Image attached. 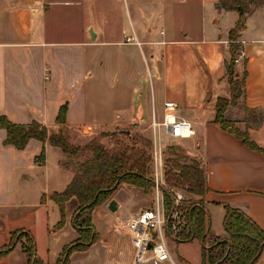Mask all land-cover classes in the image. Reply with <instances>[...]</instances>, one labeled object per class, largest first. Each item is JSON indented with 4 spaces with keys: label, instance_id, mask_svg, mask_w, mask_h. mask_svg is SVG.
Listing matches in <instances>:
<instances>
[{
    "label": "crops",
    "instance_id": "crops-1",
    "mask_svg": "<svg viewBox=\"0 0 264 264\" xmlns=\"http://www.w3.org/2000/svg\"><path fill=\"white\" fill-rule=\"evenodd\" d=\"M84 2L0 0V117L15 124L37 121L58 134L56 118L67 104L65 128L75 145L120 131L148 133L153 141V117L161 123L165 103L174 102V116L189 121L195 136L183 143L166 136L164 127L156 131L170 138L161 139L164 150L186 145L203 165L211 189L205 196L210 228L211 208L223 210L224 219L228 205L264 230V154L215 121L218 101L231 99L226 61L239 14L219 8L220 0H107L109 14L93 6L86 25ZM239 41L247 61L246 97L228 107L226 118L246 128L245 106L262 114L259 123L251 117L249 132L264 147V4L247 14ZM6 138L0 129V249L13 232L25 231L34 237L38 257L57 264L79 238L73 223L79 202L74 197L66 203L58 228L61 211L51 196L67 189L75 169L62 166L63 151L49 142L31 140L20 150L6 145ZM150 204L143 189L123 184L92 211L99 240L72 253L70 264H132V236L123 223ZM0 264H28L21 245ZM257 264H264V250Z\"/></svg>",
    "mask_w": 264,
    "mask_h": 264
},
{
    "label": "trees",
    "instance_id": "trees-1",
    "mask_svg": "<svg viewBox=\"0 0 264 264\" xmlns=\"http://www.w3.org/2000/svg\"><path fill=\"white\" fill-rule=\"evenodd\" d=\"M254 0H220L218 7L233 10L239 14L236 26L229 34V58L226 61V78L231 86V99H220L216 107L215 121L224 130L236 135L253 150L264 154V147L256 144L249 132V120L251 117L256 122H261L262 114L245 106L246 128L242 123L226 118V111L230 105L245 102L247 86V61L242 64V70L238 69L236 56L242 49L239 42L240 33L246 28L247 14L253 8L264 4V0H258L252 6ZM68 105H63L56 118L57 125L61 126L58 134L50 133L48 128L33 121L30 124H15L5 116L0 117V129L7 132L6 145H13L24 150L31 140L59 147L66 157L62 166L75 169V176L67 187L60 193L52 194V199L59 205L61 221L58 228L62 227L65 219L66 203L72 198H77L79 208L76 211L73 223L79 233V238L66 246L60 255L57 264H70L72 253L86 251L99 240V234L92 223V211L108 202L123 184L132 185L144 190L145 193H153L155 181L149 164L151 157L145 150L117 143L115 149L108 150L100 139L108 136L102 133L97 139H93L86 146H78L71 142L67 129ZM115 133L129 132L120 131ZM108 133V134H115ZM138 135V133H136ZM129 136V135H128ZM141 136L138 135L137 138ZM141 143L146 147H152L151 140L142 139ZM91 153L92 158L84 163L74 166L73 161L85 153ZM168 158L165 159V180L171 187L181 186L191 195H196L199 200H191L187 205L188 227L180 232V242H192L198 239L202 242V264H257L264 250V230L243 210L225 206L223 228L225 237H213L207 244L210 234V213L207 210L205 196L210 192L207 184L205 169L200 161L183 154L181 148L168 146L166 148ZM45 157L44 151L39 158ZM38 158V160H39ZM167 205H170L171 196L165 194ZM18 244L21 245L26 255L28 264H45L37 255L34 237L25 231H16L11 235L10 242L0 249V258L8 255Z\"/></svg>",
    "mask_w": 264,
    "mask_h": 264
},
{
    "label": "built area",
    "instance_id": "built-area-1",
    "mask_svg": "<svg viewBox=\"0 0 264 264\" xmlns=\"http://www.w3.org/2000/svg\"><path fill=\"white\" fill-rule=\"evenodd\" d=\"M244 61L245 56L241 49L235 62L241 65ZM176 109L177 105L174 102H167L165 103L164 120L159 123L155 116L153 117L152 176L155 186L152 193V207L130 216L123 223L132 236L134 246L132 264H164L167 262L177 264L168 241L180 242L178 239L180 232L188 227L186 207L192 200V196L184 189L167 184L164 170L165 150L162 148L161 138L156 131V128L164 127L166 136L178 140H187L195 136V130L189 121L174 116ZM165 194L171 196L169 206L166 203Z\"/></svg>",
    "mask_w": 264,
    "mask_h": 264
},
{
    "label": "rangeland",
    "instance_id": "rangeland-1",
    "mask_svg": "<svg viewBox=\"0 0 264 264\" xmlns=\"http://www.w3.org/2000/svg\"><path fill=\"white\" fill-rule=\"evenodd\" d=\"M84 1H85L84 2V7L86 9V21H84V22H86V25H87L88 19H91V17H90L91 16V9H92L93 6L98 7L96 12H99V10H100L99 8L101 6V12L103 14H105V15L109 14V3L107 2V0H84ZM257 2H258V0H254L252 6L256 5ZM124 15L126 16V19L123 18V23L125 25L127 24L128 27H129L130 23H129L128 19H127V16H128L127 11H126V13ZM90 22L94 23L97 27H99V25H100L99 23H101V22H97V21H90ZM81 23H82V21H79L78 25H81ZM114 25H115L114 27L116 28V24H114ZM151 120H152V118H151ZM136 133H132V134L130 133V134H128L129 136L126 135L125 133H115V134L106 133L108 136L103 137L99 141L108 150L115 149L116 146H117V143L118 144L119 143H124L127 146L135 147L136 149H140V150L143 149V150H145L148 153V155L152 159V148H153V146L152 147H147V146L145 147L143 145V143H141V137H142V139L150 140L147 137L148 133H144L145 135L142 134V133H138V135L141 136L140 138H137L138 135ZM100 136H101V134L98 135L97 137H95V139L96 138L98 139ZM161 136H162L161 139H162L163 143L170 142V138L165 137V134L163 133V130L161 132ZM188 140H190V139H187V140H182V139L178 140L177 139L176 142L180 141V142H183V143H188L189 142ZM173 146L181 148L183 154L184 153L187 154L186 145L175 144ZM91 158H92V154L87 152V153L81 155L77 160L73 161L74 166L78 167V165L84 163L85 161H87L88 159H91ZM167 158H168V155L166 154V149H165L164 159H167ZM149 166H150V170H151V173H152V162L149 164ZM177 188L184 189L181 186H177ZM126 193L127 192H124V193L120 192L119 197L124 196V194H126ZM147 195H149L151 204L148 207L143 208V210L152 207L153 196H152L151 193H149ZM191 196H192L191 197L192 201L193 200H195V201L199 200L198 196H196V195H191ZM143 210H141V211H143ZM210 212H211V228H210V234L208 235V238H207V244L209 243V240L211 238L221 236L224 233V230H223V214H224L223 210H220V209H218L216 207H212ZM168 242H169V247L172 250L174 260H175V262L177 264H183V261H187V262H189V264L200 263V261H201L200 252H201V249H202V243L198 239H195L194 241L189 242V243H185V242H171V241H168ZM180 243H182V244H180ZM164 264H171V263L167 262V263H164Z\"/></svg>",
    "mask_w": 264,
    "mask_h": 264
}]
</instances>
